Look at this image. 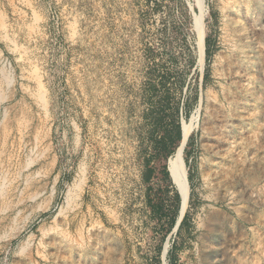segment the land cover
<instances>
[{"label": "rangeland", "instance_id": "rangeland-1", "mask_svg": "<svg viewBox=\"0 0 264 264\" xmlns=\"http://www.w3.org/2000/svg\"><path fill=\"white\" fill-rule=\"evenodd\" d=\"M0 264H264V0H0Z\"/></svg>", "mask_w": 264, "mask_h": 264}, {"label": "bare ground", "instance_id": "bare-ground-1", "mask_svg": "<svg viewBox=\"0 0 264 264\" xmlns=\"http://www.w3.org/2000/svg\"><path fill=\"white\" fill-rule=\"evenodd\" d=\"M187 132L185 131L184 133V141L187 138ZM182 154L183 153H182V148H181L176 154L171 155L167 161V169H168V172L172 179L173 184L175 185V187L180 193L182 204H183L182 207H183L185 203V199H186L187 190L185 188L186 183H185V178L183 176Z\"/></svg>", "mask_w": 264, "mask_h": 264}, {"label": "trees", "instance_id": "trees-1", "mask_svg": "<svg viewBox=\"0 0 264 264\" xmlns=\"http://www.w3.org/2000/svg\"><path fill=\"white\" fill-rule=\"evenodd\" d=\"M180 140H181V139H180V134L177 133L176 141H175V143H174V145H173V150L176 149V148L179 146V144H180ZM145 170H146V173L152 175V174H151L152 172H151V170H150V168H149L148 166L145 167ZM145 182H149V177L146 176V178H145ZM176 198H177V196H176Z\"/></svg>", "mask_w": 264, "mask_h": 264}, {"label": "water", "instance_id": "water-1", "mask_svg": "<svg viewBox=\"0 0 264 264\" xmlns=\"http://www.w3.org/2000/svg\"><path fill=\"white\" fill-rule=\"evenodd\" d=\"M179 224V223H178ZM178 225L175 227V229H177Z\"/></svg>", "mask_w": 264, "mask_h": 264}]
</instances>
